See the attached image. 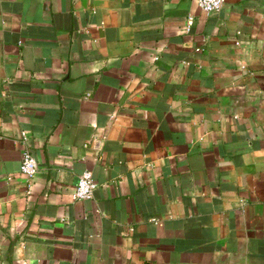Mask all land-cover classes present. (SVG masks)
Masks as SVG:
<instances>
[{
	"label": "crops",
	"instance_id": "crops-1",
	"mask_svg": "<svg viewBox=\"0 0 264 264\" xmlns=\"http://www.w3.org/2000/svg\"><path fill=\"white\" fill-rule=\"evenodd\" d=\"M0 264H264V0H0Z\"/></svg>",
	"mask_w": 264,
	"mask_h": 264
},
{
	"label": "built area",
	"instance_id": "built-area-1",
	"mask_svg": "<svg viewBox=\"0 0 264 264\" xmlns=\"http://www.w3.org/2000/svg\"><path fill=\"white\" fill-rule=\"evenodd\" d=\"M199 9L206 14L218 12L225 0H196ZM191 21V19H189ZM22 138H26V134L22 133ZM20 171L22 175L30 181L37 173V163L32 154L25 150L21 154ZM97 187V183L94 181L92 173L85 171L79 177L72 198L74 200H89L93 197L94 190Z\"/></svg>",
	"mask_w": 264,
	"mask_h": 264
}]
</instances>
